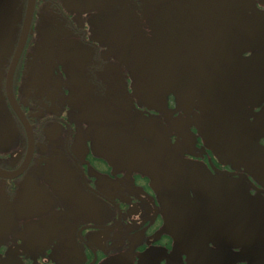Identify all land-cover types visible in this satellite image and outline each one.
I'll use <instances>...</instances> for the list:
<instances>
[{"label":"flooded vegetation","instance_id":"obj_1","mask_svg":"<svg viewBox=\"0 0 264 264\" xmlns=\"http://www.w3.org/2000/svg\"><path fill=\"white\" fill-rule=\"evenodd\" d=\"M0 264H264V0H0Z\"/></svg>","mask_w":264,"mask_h":264}]
</instances>
